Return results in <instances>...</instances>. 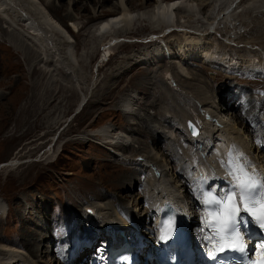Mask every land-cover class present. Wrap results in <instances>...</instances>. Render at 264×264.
<instances>
[{
  "label": "rangeland",
  "instance_id": "obj_1",
  "mask_svg": "<svg viewBox=\"0 0 264 264\" xmlns=\"http://www.w3.org/2000/svg\"><path fill=\"white\" fill-rule=\"evenodd\" d=\"M11 1L15 7L9 3ZM31 1L40 4L49 18H53L64 31L63 37L70 39L67 41L71 44V51L67 49L68 45L66 48L60 44L57 55H54L52 49H47L45 54L50 56V61H46L45 54L43 60L28 37L24 38L28 44L21 38L28 29V26H23V21L33 18L32 10H29L30 13L27 11L30 5L23 3V0L7 1L4 10L7 14L0 13V201L5 204L8 214L0 216V244L23 251L26 258L32 260V264L33 260L36 264H58V260L62 261L59 257L60 247H68L72 243L66 242L85 236L86 228L100 225L86 222V228H82L87 215H91L86 211V215L81 214L88 205L92 209L97 205H107V209L111 208L114 212L113 215L116 216L115 211L118 209L122 218L130 223L134 220L145 222L147 228L142 230L150 227L154 229L153 218L149 219L147 215L153 207L151 198H147V206L144 201L139 206V197H144L146 192L147 195L152 193L149 186L152 179L145 174L144 177L142 170L138 172L136 169L139 163L148 162L149 154L157 153L161 156L167 148L174 147L171 142L177 146L173 154H178L182 159L176 158L180 163L194 158L192 148H189L187 128L181 122L184 116L198 114L207 106L212 111L215 107L223 108L221 116L229 126L235 125L234 128L245 140L243 146L249 147L247 143L251 142L254 133L246 126L249 125L248 120L243 122L246 117L242 113L247 112L249 106L242 111L234 109L233 112V108H227L225 99L231 100V104L235 100L232 101L229 92L243 90L246 93L241 92L242 99L236 100L233 106L238 109V103L241 102L254 106L259 100L252 95L264 91V81L253 75L249 68L255 62L262 63L260 65L264 68V14L261 8L264 0H257L258 3L255 0H207L216 7V13L222 14L221 11L226 8L231 15L236 12L238 20L247 22L245 29L248 30L240 35L235 44L225 42L230 33L223 32L224 24H220V29L218 26L212 35L205 36L206 46L202 50H207L205 52L211 55L212 65H206L204 58H197V63L192 61L190 51L179 46V43L174 47V41L184 39L183 26L175 27L171 34L168 27H162L166 33L163 36L162 29L159 30L151 22L150 10L170 0H82L81 6L86 7L87 4L89 7L86 12H83V8L79 9V13L74 12L71 6L74 0H59L62 6L58 0H50L56 12L43 4V0ZM179 1L185 3L187 0ZM123 9L130 10L132 17L135 16L133 12L138 15L133 18L134 31L122 35L119 41L121 44L114 45L108 50L109 54L100 52L102 39L94 36L93 27L118 15ZM209 13L206 16L210 18ZM180 16L178 13L175 18L180 20ZM200 21L199 24L194 22L187 25L188 31L204 29L205 23L202 19ZM33 24L38 30V22ZM57 45L52 43L51 47ZM157 48L160 54L158 57L154 54V57L152 53ZM180 54H183L185 63H189L179 65L183 64ZM140 56L147 58L144 66L137 65ZM192 64L203 66L202 70ZM170 72L185 73L187 77L184 79L187 80L183 79V83L189 86H173L168 81ZM191 86H199L204 92L207 91L204 102L198 101L196 94L189 89L193 88ZM129 95L136 98L133 99V105L137 110L131 116L121 110V102ZM250 95L252 100L248 99ZM260 106L249 110L250 114L251 111L255 112L253 120L264 122ZM164 123L171 124L174 129L165 128ZM107 126L113 127L115 137H129L132 151L127 153L125 147L120 149L107 145L105 139L95 136ZM155 130L165 131L168 137L170 135L167 140L169 145L163 139L158 146H153L149 136H154ZM113 148L119 155L112 153V150L115 151ZM254 155L263 158L256 150ZM137 159L139 161L136 162ZM145 159L147 162H144ZM11 163H15L14 167L9 166ZM158 170L161 171L160 166ZM174 177L169 173V184L165 181L162 184L163 181L159 182L158 178V184L153 188L159 185L162 188L156 193L161 194L166 186L175 188L176 183L173 182H178V179ZM134 179H138L139 184L133 187ZM182 205L187 206L185 201ZM190 208V213L197 215V209L192 205ZM42 219L46 220L48 227H43ZM132 225L130 227L135 231ZM76 231L79 234H75ZM45 236L50 240L41 241ZM151 237L153 231L148 240ZM35 247L42 252L39 258L31 255ZM69 254L75 259L72 250H67L65 256ZM29 256L33 258L29 259Z\"/></svg>",
  "mask_w": 264,
  "mask_h": 264
},
{
  "label": "bare ground",
  "instance_id": "obj_2",
  "mask_svg": "<svg viewBox=\"0 0 264 264\" xmlns=\"http://www.w3.org/2000/svg\"><path fill=\"white\" fill-rule=\"evenodd\" d=\"M7 1H9V0H6V2L3 0L4 4H3L2 1L0 2L1 3V5H0V13L5 12L4 11V10H6L5 9V7H6L5 4H7ZM46 1H48V2H46ZM60 1H59V4H60V6H62V4L60 3ZM170 1H167V3H164L165 5L163 3H160L159 5L154 6L150 10V13H151L150 19L152 20V21L151 20L150 21L153 22V23H155L156 26L158 27V29L159 28L162 29V27H168L169 30L171 31L170 34L173 33L172 31L175 30V27H181V26H183L182 27V30H183L184 37H182V38H184V39L183 40L180 39L178 42L177 41H174L173 42L174 43V47H175V44H178V43L180 44V45L178 44L179 46L186 47L187 50L190 51L191 58H192L191 60L194 61V62L196 61V63L199 61V60H197V58H204L206 65L207 64L212 65V63H211L212 61H210L212 59L211 55L209 53H206L205 52L207 50H202V48L205 49V46H206L205 36L212 35L213 32H216V28H218V26H219V29H220V24H224L225 25L224 26L225 29L224 30L222 29L223 32H229L230 33L229 36H227L226 41H225V42L230 43V44L231 43H234L235 44L236 41L240 38V35H242V33L248 32V30L245 29L246 28L245 26L247 25V22L246 21H240V20H238V18H237L238 16H235L236 12L233 11L235 14L233 13L234 15H231L230 12H228V10L226 8V9H224V10L221 11L222 14L216 13L215 12L216 11L215 10L216 7H214L210 2L208 3L207 0H192V1L190 0L189 1L190 3H188V0L185 3L183 1H179V0H174V1H171V2ZM256 1L257 0H255V2ZM24 2L26 3V5L27 4L30 5V7L28 6L29 9L27 11H29V10L31 11L32 10L31 12H33L34 14L31 13L33 18H31V19H29V18L27 19L26 18L27 20L26 21H23V22H25V24H23V26L24 25H25V27L28 26V29H27V32L24 31L25 34H23V35L21 34L22 35L21 38H23V40L26 42V40L24 38H27L28 37L27 38L28 41L35 48H37V50L40 52L39 54H40V56H41V58L43 60H45V59L42 56L47 52V49H52L54 51V55H57L58 54V51L60 52V48H61L60 47V44L62 46H65L66 48H67V45H68V48L67 49H69V52H70L71 51V44L68 42L70 39L68 38L69 40L67 39L68 40L67 41L66 40V37H63V36H65L63 34L64 31L61 30L60 29V26H58L57 23L52 20L53 18H49L48 14L45 12V10L43 9V7H41L40 4L38 5L35 2L33 3L31 0H26V1L23 0V3ZM198 2H201V3L199 4ZM9 3H13V2L11 1ZM44 3H45V5L47 7H49V9H51L54 12H56L54 10V6H53L54 4L51 3L50 0H43V4ZM194 3H195V5H194ZM257 3H258V1H257ZM81 5H82V0H74L71 6L74 8V10H73L74 12L76 11V12L79 13L80 12L79 9H82V8H83V12L84 11L86 12V8L89 7V6H87V4H86L85 5L86 7H82ZM18 6H19V4H18ZM14 7H15V4H14ZM20 7L22 8V6H20ZM230 7L232 8V6H230ZM7 8H9V7H7ZM21 8L20 9L18 8L17 10H22ZM261 8L264 9V4L262 5ZM11 10H12V8H11ZM238 10L239 9H237V11ZM241 10H243V9L241 8ZM30 11H29V13H30ZM25 12H26V10H25ZM130 13H131L130 10L128 11L127 9H123V11L121 13L119 12L118 15H116L114 17H110V18H108L106 20H103V21L97 23L95 25V28L93 27V29H95L93 31L94 32V36L95 37L96 36L101 37V39H102L101 40V43H100L101 44L100 45V48H101L100 52L102 51V53L103 52H105V53L107 52L108 53L109 52L108 50H110L114 45L115 46H118L119 44H121L119 41H121L120 38H122L121 37L122 35H127V34H130L132 32V30L134 29V28H132L133 21H134L133 18L136 17V16H138V15L135 14V12H133L135 16L132 17ZM150 13H148V15ZM178 13L181 14V16H180L181 19L179 18L180 20H178V19L175 18V17H177V14ZM207 13H209V15L211 14L210 15L211 16L210 18H209V16H206ZM5 14H7V12H5L3 15H5ZM192 14L194 16H192ZM68 15H69L70 18H72V16H70V13H68ZM148 15H146V16H148ZM73 17H74V15H73ZM201 19L205 23L204 29H202V30H200V29L199 30H196L195 29L194 31H188V26L187 25H191V23H194V22H196L197 24H199L200 22H202V21H200ZM21 20H24V19H21ZM31 20H32V22L33 21L34 22L35 21L38 22V25H37L38 28H39L38 30L35 29V26H34L35 24H33L34 22L32 23ZM135 20H137V19H135ZM180 23L185 24V25H179ZM163 25H165V26H163ZM226 27H227V29H226ZM161 31H162L161 32V35H162V33H164V30L162 29ZM244 31H246V32H244ZM165 35H166V33L163 34V36H165ZM109 37L111 39H109ZM153 39H155V38H153ZM57 41H59V42H57ZM105 41L106 42L108 41V42L105 45L102 44V42L105 43ZM51 42L52 43H57L58 44L57 47H51V45H52ZM156 52H157V54H156ZM158 52L159 51H158V48H157V51L155 50L153 53L155 55H157V57H158V54H160ZM67 55H68V52H67ZM149 55H152V54L150 53ZM159 56H161V58H163L162 55H159ZM46 57H47V60L46 61H50V58L48 59V57H50V56L49 55H46ZM180 57H182L181 59H182L183 64L181 63L179 65H184L186 63H189V62H186L185 63L186 60H185V58H183L184 57L183 54H180ZM187 57H188V55H187ZM41 58H40V60H41ZM53 58L54 57H52V59ZM67 60L68 59L66 58V61ZM146 61H147L146 56H140L138 58V61L137 62H139V63H137V65L144 66ZM69 62H71V61H69ZM260 64H262V63H260V62L251 63V67H249V68H251L252 71L251 70L250 71L253 73V75H255L257 77L264 76V68ZM191 66H195V67H197L200 70H202V67H203V66H199V65H196V64L195 65L192 64ZM205 68L206 67H204V69ZM127 69L129 70V68H127ZM184 75H185V73L174 74L173 72H170V73H168V81H170V83L173 86H175L177 88H179V87L182 88L184 85H186V83L184 84L183 82H185L187 80V79H184V78L187 77V76H184ZM188 86H189V84H188ZM191 87H193V86H191ZM189 89L192 90L193 93L196 94V96L198 98V101H202V102L205 101L204 96H206L208 93H207V91L204 92L203 89H202V87L195 86V87L189 88ZM181 90L183 91V89H181ZM133 96H136L137 97V95H133ZM240 96L241 95L239 94V98L242 99ZM125 97L127 99H125V100H123L121 102L122 104H124L125 108L127 109L126 112H128V113H125V114L126 115L133 114V112L137 110V109L136 110L134 109V105H133V103H134V100L133 99H136V98H132V95L131 96L129 95L128 97L125 96ZM231 98H233V97L231 96ZM255 98H256V96H255ZM248 99H251L252 100V96L250 95ZM206 100H207V98H206ZM225 100H226V106H227V108H229V107L231 109L233 108V112H234V109L235 110L242 111L245 107H248V106H249V108H251V107H258L261 104L260 108H262V110H261V113L260 114L261 115L263 114L262 116L264 117V103L262 104V102L260 100H259V102H256V104L254 106H252L250 104L247 105L246 103H242V102L241 103H238L237 102L238 103V106L240 104V106H239L238 109H237L236 106H233V103L235 101L230 104V101L231 100H229V101L227 99H225ZM219 102H220V100H219ZM249 108L248 109L246 108V110H247L248 113H250ZM210 110H211V108H210ZM210 110H209V108L207 106L204 109L200 110V113H198V114H195V113H192L191 114L190 113V115L184 116V118L182 119L181 122L182 123H185V126H186L187 121H192L198 127V129L200 131L199 132V135H197V136H192V135L189 134V136H191L190 139H192L194 142H197L198 140L201 141L200 139L205 138L206 136L209 137V135H210L209 133L210 132H213V131H216V130L220 129L221 131H223V136H225V138H227V139L233 138V139L237 140V142L239 144L241 143L240 146L243 145V143H244L245 140H244L243 136L239 132H237L236 128H234L235 125L229 126L227 124V121L224 120V118L221 116L222 113H223V111H224L223 108L215 107V110L214 111L211 110L212 112L209 113ZM237 116H239V115H237ZM235 117H236V114H235ZM173 118H171V119H173ZM243 120H244L243 122H245L247 119H243ZM258 120L259 119H257V121ZM239 124H240V122H239ZM248 124H249V122H248ZM138 125H139V123H138ZM206 126H208V130H205L206 129ZM164 127L165 128H168V129L171 127V128L174 129V127L171 124H168V123L167 124L164 123ZM178 127H180V126H178ZM218 127H220V128H218ZM112 128L113 127H111V126L104 127L101 131L99 130V132H97V135H95V136H100V137H102V139H105L107 145L110 144L111 146L118 147V148L125 147V148H127V150H126L127 153H128V151L129 152L132 151V145L129 144V137H126L124 135L119 136V137H115L116 134L113 131L114 129H112ZM144 133H146V132H144ZM155 133H153L154 136H149V140H151V143L153 144V146H156V145L158 146L159 143H162V140L163 139H165V141H167L168 139H170L169 138L170 135L168 137V135H167V133H165V131L155 130ZM157 133H158V137H156L157 136ZM142 134H143V132L140 131V135H142ZM220 135H222V134H220V132H217L216 137H219ZM212 139L214 141V137H212ZM201 142L199 144H201ZM171 146H174V147L167 148L165 150L166 152H164V154H161V156H159L157 153H155L153 155L152 154H149V157H147L149 159L148 162H147V159H145L144 161H146L147 163L146 164L145 163L144 164H139V165H141V168L138 167V169H136L138 172H140L139 171V169H140V170L144 171L145 174L146 173H148L149 175L151 174V177L149 175L148 176L150 177V179H152L151 180L152 183L149 184V186H150V188L152 190V193L150 195H147V192H146L145 195H144V197H139L140 198V200H139V202H140L139 206L140 205H143V203H142L143 201L145 202L144 203V205H145L146 202H147V198H151V202H154V201L156 202V200H159L158 197L160 195L162 196V193L161 194H160V192L159 193H156L157 191H159V188H162L161 185H159L160 187H158V188H153L156 183L158 184V178H159V180H162L163 182L162 181L161 182H162V184H164V181L165 182H168V183H170V181H171V180L168 179L169 173H171V176L172 177H173V175L175 176V174H173V171L176 170V169H174V167L177 168V166L174 165L175 164L174 161L178 157V154L175 153L176 156H173V155H175V154H173V152H176L177 151V146L174 144V142H171ZM113 149H115V148H113ZM115 152L118 153V151L116 149H115ZM229 160H232L233 161V167L229 164ZM128 161H130V159ZM137 161H139V160L137 159L136 162ZM172 162H173V164H172ZM14 164L11 163L9 166L10 167H14L13 166ZM161 165H165V166H161ZM171 165L172 166L174 165V166L170 168ZM158 166L161 167V171H159L160 169L158 170ZM238 167H243L245 169V171L249 172V174L256 173L259 176V177L256 176L259 181H260V179L264 180V174L261 173V172H259L257 170V168L254 167V165H253L252 162H246V164H245V162L241 159L240 155L237 153L235 146H230L229 153L224 156L223 167L218 172V176L216 178H214V180H216L215 181V184H214L215 185V188H217L219 185L223 186L224 187V191H222V193L225 194L227 187L229 185H232L234 183V181L231 178V176H230L229 173L230 172H235V170ZM170 169L171 170L173 169V171L171 172ZM178 170H180V168ZM138 172H133V174H136ZM128 175L130 176V173H128ZM137 181H138V179H134V183L132 184L133 187L134 186H137L139 184ZM153 181H154V183H153ZM198 181L200 182V184L202 186V180H198ZM180 182H181L180 180H178V182H173V183H176L177 184V185L174 184L175 187L177 186V188H178L176 190L177 192H179L180 189H183V186H179ZM170 187L172 188L173 186H170ZM164 190H167V187H164ZM220 190H221V188H220ZM165 193L167 194V197L168 198H170L171 200H174V197H175L174 196V192H172V191H170V192L169 191H165ZM186 194H187L188 197H190L189 193H186ZM188 197H186L185 204L188 207H190V205H191L190 202L191 201H190V199ZM115 199H117V198H115ZM159 202H160V200H159ZM124 205H125V202H124ZM160 205H161V202H160ZM87 207L88 208H86V209L83 210L84 211L83 213H85V214L81 213L82 216L83 215H86V212L88 214H91L90 216L87 215V218L88 219L86 221L84 220L85 222H90L91 225L100 224L101 227H103V224L105 225V227H107L108 225H113L116 230H123V231H126L127 230L128 232H129V230H131V227H129L127 225V223L123 221L124 219L122 218V216H121V214H120V212L118 211L117 208H116L117 211H115V214H116V216H115V215H113L114 212H112V209L111 208L107 209V205H97L93 209L92 208H89V205ZM106 210H108V211H106ZM7 214H8V211L6 210L5 204L0 201V216L4 217ZM209 215L211 217V220H213V223H212V225H213L215 223V221H214V214L212 212H209ZM117 218L120 219V220L122 219V221L120 223H116V221H118ZM137 222L139 224L142 223V221H137ZM41 223H42L43 227L44 226L45 227H48V224H47L46 220L42 219L41 220ZM100 225H99V227H100ZM212 225H211V231H214V228L212 227ZM85 226H86V224L84 225V227ZM91 227H93V226H91ZM145 227L147 228L146 224H145ZM127 228H130V229H127ZM45 237L46 238H43L41 241H44L45 242L46 240L47 241L50 240L47 236H45ZM69 246H74V245L71 244V245H68V247L65 246V247H61V248L62 249H67V248H69ZM29 247L30 248H33V246H31V245ZM40 252H41L40 251V248L37 249L35 247V249H33L31 251V253H32L31 255L32 256L36 255L39 258ZM44 253L47 254L48 252L45 251ZM44 253H43V255H44ZM90 253H91V250L89 251V249L87 247H84L82 249L81 253L79 254V258H78L79 259V262H82L85 259L88 261L89 260L88 256L90 255ZM41 255H42V252H41ZM32 256L31 257L29 256V259H32L33 258ZM30 261H31V263H30ZM19 263H22V264H32V260H28L26 258V255L24 254L23 251H20L17 248H13L12 246H9V245H6V244H0V264H19ZM33 264H36V262L34 260H33ZM77 264H78V261H77Z\"/></svg>",
  "mask_w": 264,
  "mask_h": 264
},
{
  "label": "snow or ice",
  "instance_id": "obj_3",
  "mask_svg": "<svg viewBox=\"0 0 264 264\" xmlns=\"http://www.w3.org/2000/svg\"><path fill=\"white\" fill-rule=\"evenodd\" d=\"M190 127H193L191 123ZM196 134L195 129L193 130ZM234 181V190L220 199L207 197L205 203L217 205L214 214V247L209 251V257L215 258L216 253L226 250L243 253L246 244L242 229L250 222H255L264 230V183H261L255 173L249 174L243 167H238L235 172L229 173ZM238 198V199H237ZM242 213L247 214L251 221L244 219ZM167 234L161 235V240H166ZM257 259L249 260L248 264H264V245L261 251L255 253Z\"/></svg>",
  "mask_w": 264,
  "mask_h": 264
},
{
  "label": "water",
  "instance_id": "obj_4",
  "mask_svg": "<svg viewBox=\"0 0 264 264\" xmlns=\"http://www.w3.org/2000/svg\"><path fill=\"white\" fill-rule=\"evenodd\" d=\"M263 14H264V9H263ZM190 123H191V122L189 121V122H188V127H189L191 133H192L193 135H197V134H198V130L196 129V127H195L192 123H191V125H192L193 127H190V126H189ZM194 129H195L196 134H194V131H193Z\"/></svg>",
  "mask_w": 264,
  "mask_h": 264
}]
</instances>
